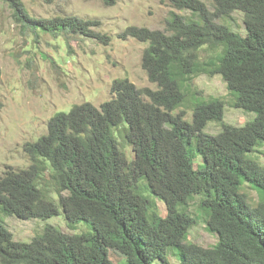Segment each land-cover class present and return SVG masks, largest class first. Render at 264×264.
Masks as SVG:
<instances>
[{
    "label": "trees",
    "instance_id": "1",
    "mask_svg": "<svg viewBox=\"0 0 264 264\" xmlns=\"http://www.w3.org/2000/svg\"><path fill=\"white\" fill-rule=\"evenodd\" d=\"M5 1L15 19L33 31L110 42L108 34L95 30L100 19L36 17L19 0ZM169 1L194 16L174 13L169 31L129 25L119 33L122 39L149 42L142 64L158 88L115 79L113 97L100 106L86 101L52 116L47 132L25 144L32 164L8 167L0 177L3 214L47 219L63 212L69 225L83 223L89 231L68 233L47 225L31 241H21L0 220L2 264H119L110 248L124 254L127 264L157 259L171 264L170 249L180 264H264V165L249 156L264 143V0ZM234 11L244 13L245 35L219 22ZM205 45L222 48L218 61L201 64L196 52ZM201 68L221 74L235 105L255 117L241 126L225 122L210 134L204 129L224 118V100L197 103L192 121L185 110L174 113L185 99L187 74ZM119 127L133 149L132 161L119 146ZM48 168L56 197L40 186ZM245 183L258 192L255 204ZM151 193L167 207L164 216L155 209L152 221ZM191 194L200 195L207 228L218 235L213 246L187 241L196 220L179 205Z\"/></svg>",
    "mask_w": 264,
    "mask_h": 264
},
{
    "label": "rangeland",
    "instance_id": "2",
    "mask_svg": "<svg viewBox=\"0 0 264 264\" xmlns=\"http://www.w3.org/2000/svg\"><path fill=\"white\" fill-rule=\"evenodd\" d=\"M19 1L36 17L61 15L100 19L102 24L95 30L107 33L111 39L105 44L77 33L33 31L15 19L9 2L0 0V177L8 167L19 170L32 164L25 144L36 141L47 132L48 121L56 112H68L75 104L85 101L100 105L111 99V86L117 78H128L140 88H158L142 64L149 42L134 37L122 39L119 37L121 31L129 25L169 31L174 13L187 18L194 16L190 10L177 8L169 0H116L114 5H107L102 0ZM204 1L210 4L208 0ZM219 22L246 34L241 11H234L220 18ZM196 53L203 65L218 61L222 48L205 45ZM208 68L187 74L186 96L174 113L185 110V118L192 121L197 103L220 98L225 102V116L222 120L208 122L204 131L216 134L225 122L241 126L253 119L254 112L235 105L236 96L229 90L223 76L211 73ZM117 129L119 146L132 161L133 149L123 138L121 128ZM249 156L264 165V143ZM200 161V158L196 159V162ZM52 173L51 168L44 172L40 186L46 194L56 197ZM244 189L255 204L259 199L257 190L249 183L244 184ZM149 197L155 204L148 210L149 219H154L155 209L166 215L165 201L152 193ZM200 202V195L191 194L179 209L196 220L188 232L187 241L210 247L216 244L218 235L208 230V216ZM0 220L12 231L14 238L21 241H31L47 225L57 226L68 233L89 231L83 223L75 227L69 225L63 212L47 219H20L15 214L0 211ZM109 255L114 262L127 264L126 256L120 251L110 248ZM168 258L171 264H180L174 249L169 250ZM155 264L163 263L157 259Z\"/></svg>",
    "mask_w": 264,
    "mask_h": 264
},
{
    "label": "clouds",
    "instance_id": "3",
    "mask_svg": "<svg viewBox=\"0 0 264 264\" xmlns=\"http://www.w3.org/2000/svg\"><path fill=\"white\" fill-rule=\"evenodd\" d=\"M100 21H101V20H100ZM101 22H102V21H101ZM100 26H101V25H100ZM98 27H99V26H98ZM106 34H107V33H106ZM120 38H121V37H120ZM85 102H86V101H85ZM88 102H89V101H88ZM104 102H105V101H104ZM91 103H92V102H91ZM93 104H94V103H93ZM101 104H102V103H101ZM101 104H100V105H101ZM100 105H97V106H100ZM71 109H72V108H71ZM58 112H59V111H58ZM56 113H57V112H56ZM56 113H55V114H56ZM55 114H54V115H55ZM54 115H53V116H54ZM50 119H51V118H50ZM50 119H49V120H50ZM48 122H49V121H48ZM47 126H48V125H47Z\"/></svg>",
    "mask_w": 264,
    "mask_h": 264
}]
</instances>
